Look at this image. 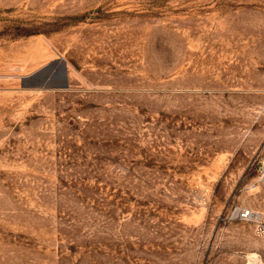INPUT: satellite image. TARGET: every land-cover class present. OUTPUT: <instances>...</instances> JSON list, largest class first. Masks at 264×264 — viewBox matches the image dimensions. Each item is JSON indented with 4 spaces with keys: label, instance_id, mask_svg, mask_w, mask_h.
Segmentation results:
<instances>
[{
    "label": "rangeland",
    "instance_id": "rangeland-1",
    "mask_svg": "<svg viewBox=\"0 0 264 264\" xmlns=\"http://www.w3.org/2000/svg\"><path fill=\"white\" fill-rule=\"evenodd\" d=\"M262 162L264 0H0V264H264Z\"/></svg>",
    "mask_w": 264,
    "mask_h": 264
},
{
    "label": "water",
    "instance_id": "water-1",
    "mask_svg": "<svg viewBox=\"0 0 264 264\" xmlns=\"http://www.w3.org/2000/svg\"><path fill=\"white\" fill-rule=\"evenodd\" d=\"M49 65L41 68L39 71L34 73V77H38L33 85L44 88H55V89H64L67 86V79L64 66H61L56 78L49 75Z\"/></svg>",
    "mask_w": 264,
    "mask_h": 264
},
{
    "label": "built area",
    "instance_id": "built-area-1",
    "mask_svg": "<svg viewBox=\"0 0 264 264\" xmlns=\"http://www.w3.org/2000/svg\"><path fill=\"white\" fill-rule=\"evenodd\" d=\"M259 179L264 182V162L261 163L259 167ZM253 214V211L248 208H240L239 209V216L240 218H248L251 217Z\"/></svg>",
    "mask_w": 264,
    "mask_h": 264
},
{
    "label": "bare ground",
    "instance_id": "bare-ground-1",
    "mask_svg": "<svg viewBox=\"0 0 264 264\" xmlns=\"http://www.w3.org/2000/svg\"><path fill=\"white\" fill-rule=\"evenodd\" d=\"M254 212V211H253Z\"/></svg>",
    "mask_w": 264,
    "mask_h": 264
}]
</instances>
